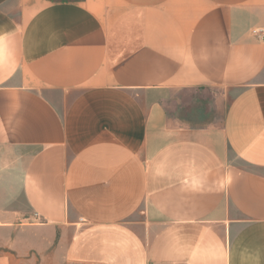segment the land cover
<instances>
[{
	"label": "crops",
	"instance_id": "obj_1",
	"mask_svg": "<svg viewBox=\"0 0 264 264\" xmlns=\"http://www.w3.org/2000/svg\"><path fill=\"white\" fill-rule=\"evenodd\" d=\"M0 264H264V0H0Z\"/></svg>",
	"mask_w": 264,
	"mask_h": 264
},
{
	"label": "built area",
	"instance_id": "obj_2",
	"mask_svg": "<svg viewBox=\"0 0 264 264\" xmlns=\"http://www.w3.org/2000/svg\"><path fill=\"white\" fill-rule=\"evenodd\" d=\"M254 32H256V31H254Z\"/></svg>",
	"mask_w": 264,
	"mask_h": 264
}]
</instances>
